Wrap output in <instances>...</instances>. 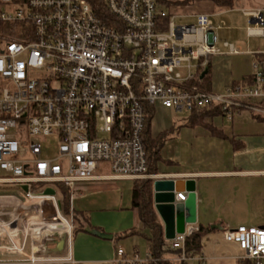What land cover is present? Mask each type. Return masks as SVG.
<instances>
[{"label":"built area","instance_id":"built-area-1","mask_svg":"<svg viewBox=\"0 0 264 264\" xmlns=\"http://www.w3.org/2000/svg\"><path fill=\"white\" fill-rule=\"evenodd\" d=\"M244 14L252 19L248 35L263 36L262 12ZM194 19L176 24L158 0H0V197L21 203L23 210L34 205L33 213L46 210L43 218L53 203L69 224L63 233L69 244L70 203L78 184L157 180L148 172L143 146L155 107L190 114L218 109L230 122L244 101L264 98V61L253 65L251 85L223 93L198 87L209 58L220 50L210 18ZM223 47L238 52L231 44ZM49 137L58 144L56 154L46 157L40 141ZM103 167L108 173L97 176ZM59 187L69 193L68 218L57 206ZM47 188L55 195H44ZM185 199L175 195L177 203ZM19 213L13 204L0 205V218L8 217L0 221V236H17L10 224L21 221ZM35 219H28L30 225L39 224ZM198 230L185 225L165 240L169 252H180L170 262L193 258L185 255L184 245ZM221 235L238 245L243 259L264 263V228L239 226ZM115 256V264L151 262L150 253L139 261L121 248Z\"/></svg>","mask_w":264,"mask_h":264},{"label":"crops","instance_id":"crops-1","mask_svg":"<svg viewBox=\"0 0 264 264\" xmlns=\"http://www.w3.org/2000/svg\"><path fill=\"white\" fill-rule=\"evenodd\" d=\"M233 5L232 8H217L210 1H195L189 6L173 4L168 7V14L175 21L189 19L194 23L198 14L207 15L212 21L220 50V54L209 58L208 65L209 91L214 93H223L230 86L251 85L248 83L254 75L253 65L264 61V32L261 37L249 36L247 29L252 19L244 14L259 10L264 17V0H234ZM223 43L233 45L238 52L228 53ZM243 103L245 106L230 122L218 114L204 117L193 126L185 125L175 144L171 143V152L162 157L165 141L159 152L160 159L154 165L155 172L150 173L157 175L156 179L183 180L185 189L195 194L194 224L205 232L200 239L199 253L189 264H239L244 260L243 253L236 243L222 238L221 230L239 226L264 228V98ZM171 112L160 106L154 108L151 137L173 129L169 120L161 122L158 119L160 116L170 119ZM107 173L103 167L96 175ZM132 183L129 180H93L78 184L70 207L71 213L79 215L81 230L70 237L69 244L64 247L65 240H58L50 248L49 258L34 263L5 258L0 264H115L118 248L128 258L121 244L131 241L139 245L136 239L141 237L138 236L145 237L136 233L129 235L139 226L137 213L131 208ZM179 193L187 195L184 191L175 195ZM51 205L50 219L42 217L33 235L68 231L69 224L53 203ZM104 216L114 221L109 229L99 221ZM158 220L162 226L159 217ZM92 231L111 238L98 237ZM136 244L132 253H138ZM29 257H35L33 250ZM164 258L170 261L173 256L166 254Z\"/></svg>","mask_w":264,"mask_h":264},{"label":"trees","instance_id":"trees-1","mask_svg":"<svg viewBox=\"0 0 264 264\" xmlns=\"http://www.w3.org/2000/svg\"><path fill=\"white\" fill-rule=\"evenodd\" d=\"M164 7H169L170 5H178V6H189L193 4L195 1H210L213 5L217 8H232L234 0H182L176 3H172L169 0H158ZM209 65V64H208ZM206 73L201 77L200 83L198 87L201 90L209 91V74H208V66L207 69L202 71ZM254 77L250 78L248 84H252ZM221 114L218 109L212 110H202L198 113H191L188 117L187 124L193 126L201 122V119L204 117H210L213 115ZM152 118V113L149 115L146 128L143 133V146L147 152L148 156V172L154 173L155 168L154 165L157 161H159V152L165 141L168 137L172 134V131L164 132L157 137L153 138L150 135V121ZM60 195L62 200L61 202V214L64 217H69L70 210H69V193L64 190L63 188L59 187ZM131 208L136 211L139 228L132 230L129 235H133L134 233L140 234L145 236V239L148 241L149 246V253L151 255V262L150 264H173L172 262L168 261L164 258L166 254L168 255H175L180 253L177 252H169L165 248V240L163 238V230L162 226L158 220L157 214L153 208L152 202V181L151 180H137L133 181L132 188H131ZM72 235L81 230L80 228V218L79 215L75 212H72ZM85 220V219H84ZM76 226V227H75ZM144 230L148 233V235H144L141 231ZM204 229L201 227L196 233H193L185 240L184 245V252L187 257H194L196 254L199 253L200 250V239L204 234ZM121 237V236H120ZM176 264H185L183 263H176ZM239 264H253V262L249 260H242ZM264 264V263H263Z\"/></svg>","mask_w":264,"mask_h":264},{"label":"rangeland","instance_id":"rangeland-1","mask_svg":"<svg viewBox=\"0 0 264 264\" xmlns=\"http://www.w3.org/2000/svg\"><path fill=\"white\" fill-rule=\"evenodd\" d=\"M164 10L168 13L170 12V9L168 7H164ZM176 24H191L192 21L189 19H177ZM193 66H196V63H192ZM190 116V113L187 111H182L180 113H176L174 110H172L171 112V117L170 119H168L169 117H164V116H160L158 119H160L159 121H165V120H169L172 123V134L168 137V139L166 140L167 144L165 146V148L162 150V157H166L169 152H171V146L173 148L172 144H175V140H177L180 137V133L183 130L182 128H185V125H187V120L188 117ZM153 124V123H152ZM173 138V139H171ZM171 139V140H170ZM172 143V144H171ZM42 150H43V156L46 157H51L53 155L56 154V150H57V144H58V140L56 139V137H49L46 138L45 140H41L40 141ZM56 197L58 200H62L60 192L58 191L57 188V194ZM14 203L13 200L8 199V197H4L0 199V205H8V204H12ZM15 205V204H13ZM25 209L20 212V209H16L17 211H19V215L21 216V221L19 222H12V224H10V227L13 229L15 227H17L18 229V233L16 237H7V236H0V260L3 261L8 258H17V259H24V260H28L30 261L32 258H34V260H42L44 258H49L50 257V253L49 250L50 248H53V243H56L58 240L63 239L65 240V245L64 247L67 246V234H59L56 236H52V237H47V235H53L57 232H51V233H47V234H41L39 236L37 235H33V233H35L36 228H38V225H30L31 222L28 221V219L30 217H35V220H32L33 223H37L40 222L39 219H41L42 217H44V212L46 210H44V212H35V208L36 206L34 205H30V204H26L25 205ZM50 208V206H49ZM10 212V211H8ZM7 212V213H8ZM50 214L47 215V219L49 220L51 217V210L49 212ZM63 216V215H62ZM68 218V217H67ZM8 217L6 216H2L0 218L1 222H7ZM68 221V219H66ZM99 221H102L101 224H103L107 229L111 228L113 226L114 221L110 218H108L107 216L102 217V219H100ZM21 223V224H20ZM40 227H45V226H40ZM73 227V226H72ZM140 226H138L137 228H139ZM25 231H27V235L25 236ZM144 235H148L147 232H145L144 230L141 231ZM25 236V237H24ZM7 237V238H6ZM71 237H73L72 233H71ZM141 237L140 239H136L140 244L137 245L136 243H132L131 241H128L127 243L121 244L123 245V248H125V251L127 253V256H129L128 258H132L134 255L137 256V259L139 261L144 260L146 257V246H147V242L145 237L143 238L142 236H138ZM8 239V240H7ZM9 241V242H8ZM45 244V245H44ZM135 244L138 246V253H132V247L135 248ZM51 245V246H50ZM142 246V247H141ZM34 251L35 253V257H29L31 251ZM3 256V257H1ZM192 259L188 260L186 262V264H189L191 262Z\"/></svg>","mask_w":264,"mask_h":264},{"label":"water","instance_id":"water-1","mask_svg":"<svg viewBox=\"0 0 264 264\" xmlns=\"http://www.w3.org/2000/svg\"><path fill=\"white\" fill-rule=\"evenodd\" d=\"M206 73L203 72L200 77ZM184 187V188H183ZM183 188V189H182ZM26 191V188H22ZM184 191L187 193L184 202H175V193ZM44 195L54 196L55 193L51 188L44 191ZM152 202L153 208L159 217L163 227L164 240L173 239L177 233H182L185 225L195 223V194L193 191L185 189V181L173 179H157L152 183ZM60 208V201L57 202ZM101 238H111L97 231H92Z\"/></svg>","mask_w":264,"mask_h":264},{"label":"bare ground","instance_id":"bare-ground-1","mask_svg":"<svg viewBox=\"0 0 264 264\" xmlns=\"http://www.w3.org/2000/svg\"><path fill=\"white\" fill-rule=\"evenodd\" d=\"M2 198H4V197H2ZM0 199H1V197H0ZM14 206V210H16V209H20V212H22L23 211V205H21V203H18V204H16V205H13ZM7 238V237H6ZM8 240V239H7ZM9 242V241H8Z\"/></svg>","mask_w":264,"mask_h":264}]
</instances>
